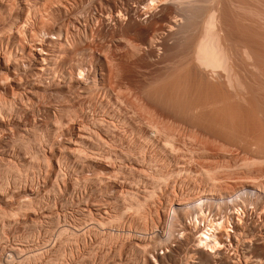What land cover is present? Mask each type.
<instances>
[{
    "label": "rangeland",
    "instance_id": "rangeland-1",
    "mask_svg": "<svg viewBox=\"0 0 264 264\" xmlns=\"http://www.w3.org/2000/svg\"><path fill=\"white\" fill-rule=\"evenodd\" d=\"M165 1L0 0V264L165 262V256H172L181 248L183 238L178 234L179 225L184 223L186 227L192 226V215L187 216L184 221L183 213L177 210L178 212H175L179 218L175 217L172 206L175 208L182 200L185 202L188 197L193 198L202 191L208 192L210 183L205 175L207 168L217 169L216 184L220 183L217 193L221 192L225 197L241 189L254 191L250 196H246L248 199L244 200L246 202L242 205V228L239 226L235 231L236 237H231L229 245L226 243L223 244L224 247L221 246V254L216 257L217 264H258L259 261V264L264 263V143L259 138L260 132L258 133V130L264 129L261 127H264L261 125L264 123V0H189V3L193 2L190 3L191 6L199 3L196 4L200 5L197 11L193 7L188 9V0H184L185 3L183 0ZM180 5H183L185 10ZM197 6L194 5L195 8ZM208 15L214 18H211L210 23L213 24H210V27L215 24V29L211 27L213 30L209 28V31L218 32L219 37L215 34L212 39L211 33L209 36L215 41L214 44L218 40L219 46L221 44V47H224L223 50L218 45L216 48L219 55H224H221V59L227 58L224 62V59H220L223 66L226 63L225 70L222 64L218 66L221 78L217 77L219 69L210 71L214 67L206 66L207 69H203L200 66L205 67L204 65L199 63V66L196 63L198 59L194 50L201 39L200 36L204 35L203 20L210 21ZM147 19H150V23ZM141 21L142 24L149 23L148 27L146 24L142 27ZM161 22L163 23L160 24ZM39 49L42 54H37ZM192 61L196 67L199 66L198 69ZM200 68L204 71H200ZM217 70L218 72H215ZM210 72L216 74L212 73L211 76ZM214 75H217V78ZM208 80L212 81V85ZM200 81H205V88H208L205 89ZM213 82L215 86H219L214 87ZM220 84L224 86L223 89ZM203 88L210 90L207 91L208 95L217 93L215 96L209 95L211 98L208 101V96L202 94ZM218 89L220 91H217ZM221 90L225 91L227 96L231 95L233 100H228L229 97H225V93L224 98ZM201 94L205 101H199ZM242 97L247 101L252 97L251 101L254 103L256 98V103L261 102L258 103L259 106L256 105L258 112L263 113L257 112L258 115H255L257 109H250V103L245 104L247 101L244 103ZM220 98L221 103L227 101L226 108L225 104L218 105ZM126 99L131 103L135 100L134 105ZM196 102L200 105L193 104ZM203 102L210 106L212 103L215 111L219 110L216 106H222L223 113L220 110L219 113L222 114L216 113L220 117L226 116L224 110L227 109L228 116L237 119L238 116L236 115V118L228 108L239 102L246 116L242 115L239 105L236 106L240 108H232L234 113L240 109L238 115L241 113V118L245 116L249 119L247 110L250 109L249 112L255 116L249 113V121L240 118L238 121L250 123L243 124L245 127H242L237 121V125L242 127L240 130L236 125L238 131L240 130L236 131L237 133L234 131L236 128H232L236 122L234 118V123L231 124L229 123L232 121H227L229 118L225 117L226 121L222 119L223 124L228 123H225L227 128H224L223 124L222 127L220 125L221 128L217 124L210 125L214 123L211 121L208 123L210 128L205 123L201 126L202 119H212L211 110H214L210 107V116L206 111V104V110L198 109ZM241 102L247 106H242ZM129 104L135 108L142 106L145 108L143 111H150L155 117L149 120L150 123L159 119L165 124L162 123V127L156 129L152 123L147 124L148 119V122L144 121V118L140 119L146 116V112L138 115L139 112H135L138 109L130 108ZM190 105L192 111L188 107ZM131 109L133 111H130ZM179 110L183 113L185 111V115ZM202 110L208 114L201 112ZM196 112L203 113L204 116L206 114L207 117L201 116L200 113L198 116ZM191 113H196V118H203L200 117L199 122ZM129 114L133 115L129 117ZM151 114L148 112L147 118H150ZM134 116L136 118H133ZM260 116H263V122L261 118L258 119ZM214 118L217 121L221 119L219 116ZM190 119L202 129L198 131L195 123L193 128L190 127L193 124ZM138 120L142 121L139 126L143 122L147 125L144 126L143 123L142 128H137ZM160 121L158 122L161 123ZM204 121L206 122V119ZM188 122H191L190 125ZM256 124L262 129L258 126L256 128ZM149 125L155 128V131L152 129L151 132ZM171 125L173 127H170ZM204 125L209 128L206 132L210 133V136H207ZM227 125H231L233 131ZM163 126L165 130H162ZM168 126L171 128V134H177H174V139L166 129ZM180 126L183 128H180L181 131ZM212 126L214 129L215 126L220 129H215V133H228L223 136L217 132V135H220L218 141L221 142L229 132L233 133L235 140L228 138L232 137L229 135L223 139V144H218L220 142L217 141V136L213 139L216 134L214 135V131L212 134L210 132ZM223 128L228 132H224ZM140 129L144 130L142 134ZM156 130L169 133L170 138L167 140L170 142L172 139L175 143L170 144H176L177 147H171L167 141L168 144L163 143L166 140L163 137L165 134L161 133V137L158 133L157 136ZM169 135L166 134L167 137ZM251 138L261 139V145L257 140L259 146H254L256 140ZM209 140H212V143L216 140L218 145L211 144ZM140 143L143 146L145 144V150L142 148L144 152L140 150L143 147ZM223 146L226 148H222ZM140 153L144 161L139 158ZM248 159L254 161L247 167L243 162ZM167 173L170 175L168 179ZM157 175L165 176V182L164 179L159 181L160 183L155 182L154 177ZM153 187L156 188L155 196L148 202V206L146 205V210L151 215L149 214L150 218L143 223L129 208L133 202L132 195L135 193L134 196L139 195L138 198H141L146 193L145 190ZM127 192L133 193L131 197V193ZM222 201V204L218 203L221 207L219 206L220 210L216 216L228 217L230 214V217H236L235 211L238 209L235 208V211L232 210L234 213L229 211L228 214L225 205L228 202ZM171 216L175 217L174 227L171 226ZM180 217L182 220L178 223ZM160 224H164L162 237L158 232ZM200 224L202 226L203 223ZM202 258L205 262L212 261L208 255H202ZM166 264H172V259L167 260Z\"/></svg>",
    "mask_w": 264,
    "mask_h": 264
},
{
    "label": "bare ground",
    "instance_id": "bare-ground-1",
    "mask_svg": "<svg viewBox=\"0 0 264 264\" xmlns=\"http://www.w3.org/2000/svg\"><path fill=\"white\" fill-rule=\"evenodd\" d=\"M151 1H152V0H151ZM166 1H167V0H166ZM166 1H165V2H166ZM181 1H182V0H180L179 2H181ZM185 1H186V0H185ZM194 1H195V0H194ZM203 1H204V0H203ZM227 1H228V0H227ZM167 2H168V1H167ZM182 2H184V0H183ZM187 2L189 3V0H188ZM201 2H202V1H201ZM218 2H219V1H218ZM259 2H261V1H259ZM184 3H185V2H184ZM190 3H193V2H190ZM190 3L188 4L189 6H187L188 9H189V7H193L196 11L200 9V8H198V6H200V5H198V6L196 5L198 2H197L196 4H194L195 6H197L196 8H198V9H196V8L194 7L193 4H192L193 6H191ZM194 3H195V2H194ZM203 3H204V2H203ZM222 3H223V2H222ZM236 3H237V2H236ZM246 3H248V2L246 1ZM250 3H251V2H250ZM181 4H183V3H181ZM198 4H199V3H198ZM204 4H205V3H204ZM206 4H207V3H206ZM252 4H253V3H252ZM256 4H257V2H256ZM147 5H148V4H147ZM173 5H174V3H173ZM183 5H184V4H183ZM183 5H180V6L182 7L183 10H185ZM186 5H187V3H186ZM235 5H236V4H235ZM167 6H168V5H167ZM180 6H179V7H180ZM228 6H229V5H228ZM238 6H239V5H238ZM247 6H248V5H247ZM164 7H166V6H164ZM209 7H211V5H210ZM215 7H216V6H215ZM218 7H219V6H218ZM248 7H249V6H248ZM149 8H150V7H149ZM167 8H168V7H167ZM185 8H186V7H185ZM203 8H204V7H203ZM239 8H240V7H239ZM261 8H262V7H261ZM168 9H169V8H168ZM186 9H187V8H186ZM190 9H191V8H190ZM204 9H205V8H204ZM209 9H210V8H209ZM249 9H250V8H249ZM164 10H165V9H164ZM261 10H262V9H261ZM166 11H168V10H166ZM188 11H189V10H188ZM191 11H192V9H191ZM201 11H202V9H201ZM28 12H29V10H28ZM163 12H164V11H163ZM184 12H187V11H184ZM209 12H210V10H209ZM245 12H246V11H245ZM263 12H264V10H263ZM201 13H203V12H201ZM205 13H206V12H205ZM242 13H243V11H242ZM194 14H195V13H194ZM196 14H197V13H196ZM196 14H195V15H196ZM26 15H27V14H26ZM26 15H25V17H26ZM158 15H159V14H158ZM161 15H162V14H161ZM191 15H192V14H191ZM201 15H202V14H201ZM206 15H207V14H206ZM209 15L213 16L212 14H209ZM209 15H208V16H209ZM239 15H240V14H239ZM247 15H248V14H247ZM27 16H28V15H27ZM29 16H30V15H29ZM159 16H160V15H159ZM196 16H198V15H196ZM208 16H207V17H208ZM211 16L208 17V18L210 19V21L207 20V21L205 22V20H203V22L205 23V24L203 23V24L205 25V26H204L205 31H204V33H203L204 35H202L203 37L200 36L201 39L199 40V42H198V44H197V48H196V50H194V52L196 51V52H195V57L198 59V60L196 59V60H197L196 63H198V64L201 63L202 65H204L205 67L200 66L201 64H199V66L202 67L203 69H204V68L207 69V67H214V69L212 68L210 71H213V70H215V69H219L220 67H218V66H220V65L222 64V67L224 68L223 70H225V65H226V63H224V66H223V63L221 62V60L224 59V60H223V62H224V61H226L225 59H227V58H224V57H223V59H221V55H222V54H221V55H219L220 53L218 54V49L216 50V48H218V46H219V42H218V40H216L217 38H215V40L218 42V44H216L217 42L214 44V43H213L214 40L212 41V39H214L215 34H217L218 32H217V33H216V32H215V33H211L212 30H213V28H214L213 26L215 25V24H214L213 26H211V27H213V28L210 27V24H211L210 22H212V21H211V18H212ZM148 17H149V16H148ZM151 17H152V16H151ZM165 17H166V16H165ZM184 17H185V16H184ZM244 17H245V16H244ZM257 17H258V15H257ZM26 18H27V17H26ZM146 18H147V17H146ZM160 18H161V17H160ZM186 18H187V17H186ZM196 18H197V17H196ZM204 18H206V17H204ZM223 18H224V16H223ZM248 18H249V17H248ZM250 18H251V17H250ZM152 19H153V18H152ZM193 19H194V18H193ZM193 19H192V20H193ZM206 19H207V18H206ZM212 19H214V18H212ZM241 19H242V18H241ZM243 19H244V18H243ZM262 19H264V18H262ZM147 20H148V19H147ZM153 20H154V19H153ZM166 20H167V18H166ZM169 20H170V18H169ZM186 20H187V19H186ZM245 20H246V19H245ZM248 20H249V19H248ZM255 20H256V19H255ZM144 21H145V20H144ZM148 21H149V23H150V19H149ZM161 21H162V20H161ZM173 21H174V20H173ZM177 21H178V20H177ZM193 21H194V20H193ZM23 22H24V21H23ZM145 22H146V21H145ZM145 22L142 24V21H141L142 27L146 24ZM152 22H153V21H152ZM155 22H156V20H155ZM155 22H153V23H155ZM174 22L176 23V21H174ZM188 22H189V21H188ZM194 22H195V21H194ZM194 22H193V23H194ZM243 22H245V21L243 20ZM249 22H250V21H249ZM254 22H255V21H254ZM149 23L146 24L147 27H148V24H149ZM156 23H157V22H156ZM162 23H163V22H161L160 24H162ZM168 23H169V21H168ZM170 23H171V22H170ZM191 23H192V22H191ZM235 23H236V22H235ZM247 23H248V22H247ZM255 23H256V22H255ZM141 24H140V25H141ZM157 24H158V23H157ZM157 24H155V25H157ZM186 24H187V23H186ZM212 24H213V23H212ZM212 24H211V25H212ZM233 24H234V23H233ZM253 24H254V23H253ZM20 25H21V24H20ZM146 25H145V26H146ZM155 25H153V26H155ZM187 25H188V24H187ZM191 25H192V24H191ZM193 25H194V24H193ZM231 25H232V24H231ZM236 25H237V24H236ZM238 25H239V24H238ZM243 25H245V24H243ZM247 25H248V24H247ZM21 26H22V25H21ZM136 26H137V25H136ZM149 26H150V25H149ZM151 26H152V24H151ZM159 26H160V25H159ZM167 26H168V25H167ZM173 26H174V25H173ZM173 26H172V28H173ZM181 26H182V25H181ZM250 26H251V25H249V27H250ZM157 27H158V26H157ZM170 27H171V26H170ZM263 27H264V26H263ZM137 28L140 29L141 26H140V28H139V27H137ZM137 28H136V29H137ZM145 28H146V27H145ZM150 28L153 30L152 27H150ZM204 28H203V30H204ZM209 28L212 29L211 32L209 31ZM232 28H233V27H232ZM260 28H261V27H260ZM146 29H147V28H146ZM151 29H150V30H151ZM158 29H159V28H158ZM214 29H215V28H214ZM237 29H238V28H237ZM247 29H248V28H247ZM128 30H129V29H128ZM134 30H135V29H134ZM148 30H149V29H148ZM148 30H147V31H148ZM152 30H151V31H152ZM154 30H155V29H154ZM240 30H241V29H240ZM244 30H245V33H246L247 30H246L245 28H244ZM256 30H257V29H256ZM151 31H150V33H151ZM249 31H250V30H249ZM261 31H262V30H261ZM155 32H157V31H155ZM155 32H154V34H156ZM227 32H228V31H227ZM243 32H244V31H243ZM253 32H254V31H253ZM134 33H135V32H134ZM144 33H146V32H144ZM150 33H149V34H150ZM209 33H211V37H213L212 39L210 38ZM224 33H225V32H224ZM236 33H237V32H236ZM240 33H241V32H240ZM256 33H257V32H256ZM256 33H255V34H256ZM260 33H261V32H260ZM263 33H264V32H263ZM246 34H248V33H246ZM250 34H251V33H250ZM145 35H146V34H145ZM147 35H148V33H147ZM147 35H146V36H147ZM157 35H158V34H157ZM157 35H156V36H157ZM225 35H226V34H225ZM1 36H2V35H1ZM237 36H238V35H237ZM242 36H243V35H242ZM139 37H140V36H139ZM154 37H155V36H154ZM191 37H192V36H191ZM216 37H219L218 34L216 35ZM246 37H247V35H246ZM255 37H256V36H255ZM131 38H132V37H131ZM193 38H194V37H193ZM223 38H224V37H223ZM194 39H195V38H194ZM218 39H219V38H218ZM243 39H244V38H243ZM245 39H246V38H245ZM248 39H250V38H248ZM251 39H252V38H251ZM253 39H254V38H253ZM143 40H144V39H143ZM219 40H220V39H219ZM222 40H223V39H222ZM227 40H228V39H227ZM255 40H256V39H255ZM126 41H127V40H126ZM189 41H190V40H189ZM261 41H262V40H261ZM144 42H145V41H144ZM152 42H153V41H152ZM214 42H215V41H214ZM223 42H224V41H223ZM252 42H253V41H252ZM255 42H256V41H255ZM145 43H146V42H145ZM236 43H237V41H236ZM249 43H250V42H249ZM151 44H152V43H151ZM222 44H223V43H222ZM224 44H225V43H224ZM262 44H263V43H262ZM182 45H183V44H182ZM217 45H218V46H217ZM233 45H234V44H233ZM247 45H248V43H247ZM250 45H251V44H250ZM252 45H253V44H252ZM136 46H137V45H136ZM158 46H159V45H158ZM216 46H217V47H216ZM221 46H222V45L220 44L219 48H220L221 50H223L224 47H221ZM133 47H134V45H133ZM225 47H226V46H225ZM250 47H251V46H250ZM257 47H258V46H257ZM131 48H132V47H131ZM220 49H219V50H220ZM229 49H230V48H229ZM240 49H241V48H240ZM249 49H252V48H249ZM249 49H247V50H249ZM34 50H35V49H34ZM40 50H41V49H39V51H38L37 54H40V53L42 54V52H41ZM256 50H257V49H256ZM191 51H192V50H191ZM191 51H190V52H191ZM242 51H243V50H242ZM253 51H254V49H253ZM253 51H252V52H253ZM259 51H260V50H259ZM192 52H193V51H192ZM194 52H193L192 55H194ZM225 52H226V51H224V54L227 56V54H226ZM182 53H183V52H182ZM221 53H222V51H221ZM233 53H234V52H233ZM236 53H237V52H236ZM257 53H258V52H257ZM35 54H36V53H35ZM254 54H255V53H254ZM165 55H166V54H165ZM255 55H256V54H255ZM190 56H191V54H190ZM222 56H224V55H222ZM226 56H225V57H226ZM183 57H184V56H183ZM195 57H193V60H194ZM257 57H258V56H257ZM261 57H262V56H261ZM263 57H264V56H263ZM189 58H190V57H189ZM232 58H233V57H232ZM220 59H221V60H220ZM247 59H248V57H247ZM247 59H246V60H247ZM167 60H168V59H167ZM256 60H257V59H256ZM177 61H178V60H177ZM198 61H199V62H198ZM171 62H172V61H171ZM185 62H186V60H185ZM192 62H193V61H192ZM193 63H194V62H193ZM255 63H256V61H255ZM258 63H259V62H258ZM227 64H228V63H227ZM252 64H253V63H252ZM231 65H232V63H231ZM253 65H254V64H253ZM176 66H177V65H176ZM194 66H195V63H194ZM199 66L197 65L198 68H199ZM206 66H207V67H206ZM177 67H178V66H177ZM191 67H192V66H191ZM195 67H196V66H195ZM197 67H196V68H197ZM216 67H217V68H216ZM247 67H248V66H247ZM251 67H252V66H251ZM173 68H174V67H173ZM186 68H187V67H186ZM198 68H197V69H198ZM226 68H228V67L226 66ZM254 68H255V67H254ZM174 69H175V68H174ZM184 69H185V68H184ZM188 69H189V67H188ZM190 69H191V68H190ZM192 69H193V68H192ZM197 69H195V71H196ZM203 69L200 68V71L203 70ZM209 69H210V68H208V70H209ZM208 70H206V72H208ZM203 71H204V70H203ZM178 72H179V71H178ZM180 72H181V71H180ZM184 72H185V71H184ZM186 72H187V71H186ZM198 72H199V71H198ZM215 72H218V70L215 71ZM215 72H212V73H215ZM220 72H221V70L219 69V73L217 74L218 76H217V75H214V76H215V77L217 76V77L219 78V77H220V76H219ZM246 72H247V71H246ZM182 73H183V72H182ZM190 73H191V72H190ZM196 73H197V72H196ZM208 73H209V72H208ZM210 73H211V72H210ZM212 73H211V76H212ZM224 73H226V71H224ZM227 73H229V72H227ZM233 73H236V72H233ZM251 73H252V72H251ZM187 74H188V72H187ZM205 74H206V73H205ZM215 74H216V73H215ZM258 74H259V73H258ZM180 75H182V74H180ZM193 75H194V74H193ZM206 75H207V74H206ZM168 76H169V75H168ZM182 76H183V75H182ZM221 76L224 77L223 74H222ZM109 77H110V76H109ZM170 77H171V76H170ZM186 77H187V76H186ZM204 77H205V76H204ZM208 77H209V75H208ZM215 77H214V78H215ZM217 77H216V78H217ZM229 77H230V76H229ZM187 78H188V77H187ZM197 78H198V77H197ZM197 78H196V79H197ZM220 78H221V77H220ZM234 78H235V77H234ZM6 79H7V78H6ZM167 79H168V78H167ZM177 79H178V78H177ZM196 79H195V81H196ZM202 79H204V78H202ZM202 79H201V80H202ZM222 79H223V78H222ZM229 79H230V78H229ZM188 80H189V79H188ZM188 80L186 79V81H188ZM198 80H199V79H198ZM211 80H212V79H211ZM211 80H210V81L208 80V82L212 85V83H211L212 81H211ZM233 80H234V79H233ZM179 81H180V80H179ZM183 81H185V80H183ZM218 81H219V80H218ZM218 81H217V84H218ZM220 81H221V79H220ZM222 81H223V80H222ZM114 82H115V81H114ZM200 82H201V81H200ZM204 82H205V81H203V83H202V82H201V83L204 84L203 86H204V88H205V83H204ZM208 82H207V83H208ZM214 82H215V84H216V81H215V80H214ZM214 82H213V85H214ZM223 82H224V81H223ZM225 82H226V81H225ZM228 82H229V81H228ZM237 82L240 83L239 81H237ZM242 82H243V81H242ZM207 83H206V84H207ZM209 83H208V84H209ZM219 83H220V82H219ZM221 83H222V82H221ZM229 83L231 84V82H229ZM111 84H112V83H111ZM114 84H115V83H114ZM190 84H191V82H190ZM199 84H200V83H199ZM174 85H175V84H174ZM223 85H224V83H223ZM225 85H226V84H225ZM236 85H237V84H236ZM241 85H242V83H241ZM256 85H257V84H256ZM259 85H260V84H259ZM261 85H262V84H261ZM160 86H161V85H160ZM178 86H179V85H178ZM185 86H186V85H185ZM203 86H202V87H203ZM206 86H207V85H206ZM208 86H209V85H208ZM216 86H219V85H216ZM216 86L214 85V87H216ZM242 86H243V85H242ZM167 87H168V86H167ZM197 87H199V85H197ZM197 87H196V89H197ZM200 87H201V85H200ZM220 87H222L221 84H220ZM225 87H226V86H225ZM204 88H203V90H204ZM207 88H208V87H207ZM207 88H205V89H207ZM217 88H218V87H217ZM223 88H224V86L222 87V89H223ZM226 88H227V87H226ZM231 88H232V87H231ZM239 88H240V87H239ZM136 89H137V88H136ZM152 89H153V88H152ZM176 89H178V88H176ZM210 89H211V86H210ZM229 89H230V87H229ZM117 90H118V89H117ZM173 90H174V89H173ZM203 90H202V94H203V96H206V95H207L208 98H209L208 101H210L211 96H209V95H212V94H209V95H208V92H209L210 90H209V91H208V90H204V91L206 92L205 94L203 93ZM224 90H225V89H224ZM230 90H231V89H230ZM254 90H255V89H254ZM132 91H133V90H132ZM188 91H189V90H188ZM191 91H192V90H191ZM198 91H201V90L198 89ZM207 91H208V92H207ZM212 91H213V89H212ZM212 91H211V92H212ZM217 91H220V90L218 89ZM221 91H223V90H221ZM228 91H229V90H228ZM232 91H233V90H232ZM235 91H236V89H235ZM124 92H125V91H124ZM146 92H147V91H146ZM166 92H167V91H166ZM166 92H165V93H166ZM172 92H173V91H172ZM174 92H175V91H174ZM195 92H196V91H195ZM125 93H126V92H125ZM133 93H134V92H133ZM182 93H183V92H182ZM215 93H217V92H214V93H213L214 95H212V96H215ZM218 93L220 94L221 92H218ZM224 93H225V91L222 92V96H223ZM230 93H231V92H230ZM234 93H235V92H234ZM250 93H252V92H250ZM256 93H257V92H256ZM116 94H117V93H116ZM136 94H137V93H136ZM146 94H147V93H146ZM159 94H160V93H159ZM196 94H198V93H196ZM199 94H200V93H199ZM202 94H201V97H199V98H200L199 101H201V99H202V97H203ZM225 94H226V93H225ZM260 94H261V93H260ZM126 95H127V94H126ZM129 95H131V94H129ZM150 95H151V94H150ZM190 95H191V94H190ZM228 95H229V94H228ZM234 95H235V94H234ZM238 95H239V94H238ZM144 96H145V95H144ZM193 96H194V95H193ZM196 96H197V95H196ZM198 96H199V95H198ZM207 96H206V97H207ZM216 96H217V95H216ZM218 96H219V95H218ZM218 96H217V97H218ZM222 96H220V97L222 98ZM224 96H225V97H229L228 100H229V99L233 100L231 95H230V96H227V94H226V95H224ZM224 96H223V97H224ZM245 96H246V95H245ZM247 96H248V98H249V93H248ZM250 96L254 97L253 95H250ZM256 96H257V95H256ZM261 96H262V95H261ZM261 96H260V97H261ZM181 97H182V96H181ZM190 97H191V96H190ZM225 97H224V98H225ZM233 97H234V96H233ZM236 97H237V95H236ZM238 97H239V96H238ZM252 97H251V99H252ZM263 97H264V96H263ZM263 97H261V98H263ZM116 98H117V97H116ZM122 98H123V97H122ZM193 98H194V97H192V99H193ZM208 98H207V99H208ZM221 98L219 99V101H218V99L213 100L214 97H213V99H211V100L216 101V102L218 101V102H219L218 105H220V104H225V107H224V108H226V103H227V101H226V102L223 101L224 103H221V102H220V101H222ZM224 98H223V99H224ZM242 98H243V97H242ZM244 98H245V97H244ZM244 98H243V100H244V103H245L247 100H246V98H245V99H244ZM133 99H134V98H133ZM175 99H176V98H175ZM235 99H237V98H235ZM235 99H234V100H235ZM240 99H241V98H240ZM251 99H250L249 101H247V103H245V104L250 103L249 106H248V107H250V109H252L251 107H254L255 110L257 109V111H256V113H255V115H256L257 112H258V108H257L256 105L259 106V104H260L261 102L258 101L259 104L256 103V98H255V103H256V104H255L254 102H252L253 100L251 101ZM257 99H258V98H257ZM126 100H127V99H126ZM148 100H149V99H148ZM202 100L205 101L204 99H202ZM224 100H225V99H224ZM226 100H227V98H226ZM231 100H230V101H231ZM243 100H242V101H243ZM259 100H260V99H259ZM261 100H263V99H261ZM127 101H128L129 103H131L129 100H127ZM134 101H135V100H134ZM134 101H133V102H134ZM164 101H165V100H164ZM193 101H195V99H193ZM250 101H251L252 103H251ZM116 102H117V101H116ZM120 102H121V101H120ZM133 102H132L131 104H133ZM216 102H215V103H216ZM233 102H234V101H233ZM235 102H236V101H235ZM237 102H238V101H237ZM188 103H189V102H188ZM190 103H191V102H190ZM190 103H189V104H190ZM197 103L199 104V102H196V103H193V104L196 105ZM200 103H202V102H200ZM208 103H209V102H208ZM5 104H6V103H5ZM198 104H197V105H198ZM204 104L207 105V102H206V103L203 102V104H201V105L204 107V106H205ZM228 104H229V102H228ZM241 104H242V106H244V107L247 106V105L243 104L242 102H241ZM252 104H255V105H252ZM133 105H134V104H133ZM133 105H130V104H129V107H130V108H131V107L133 108V107H134ZM136 105H138V104H136ZM139 105H140V103H139ZM144 105H145V104H144ZM185 105H186V104H185ZM199 105H200V104H199ZM213 105H214V103H213ZM236 105H237V106L239 105V106L241 107L240 102H239V104H234V106L231 105V108H228V109H229L230 111L232 110V114H233L236 118H237V116H238L237 119H235L234 117H232V119H231V118L228 116V112H227L228 110H227V109L224 110V111L226 112V114H224V115H226V116H225L226 118H229V119H231V120H229V119H228V120L225 119V117L222 116V115H221L222 117H220V115H217L216 113H218V114H222V113H223V112H222V111H223L222 106H216V107L219 108V110L222 112V113H221V112L219 113V110H218V109H217V111H215L216 108H214V107L212 108V103H211V106H210V105H207L208 108H206L207 106H205L204 108H203L202 106L198 108V109H200V110L206 108V109L209 110V111H208V110L205 109L208 113L210 112V109H211V108L214 109V110H211V111L213 112V115H214V116L212 115V112H211V114L209 113L210 116L212 115V119H211V118H205V119H206V122L204 121L205 119H202V121L199 120L200 117H201L202 115H203V117H205V116L207 117L206 114H208V113H207L206 111H204V110H202L201 112H206L205 116H204L203 113H200V112H196L198 116H199V113H200L201 116H200L199 118H196V115H195L196 113H195V114H192V113H191V115H195V116L193 117V118H195V120L198 119L199 122L201 121V124L198 123V124H200L201 126H202L203 123H205V125H206V124L208 125L209 121H211V122H214V123H211V122H210V123H211L210 125L217 124V126L219 125V126H218L219 128H221V127L224 125L223 127H224V128H227L225 125L228 124V123L225 122V121L227 120V121L230 122V121H232V120L234 121V119H235V120H236V122H235L236 124H235L233 121L229 123V124L234 123V127H232L233 129L236 128V125H237L238 122H239V124H240L242 127H245L243 124H246V123L249 124L250 122H246V123H245L244 121H241L243 118H244V119L246 118V117H245L246 114H244L243 107H241V111H242L241 113H243L242 115H245V116H243V117L241 118V116H242L241 113L238 115L240 109L237 110V111H238L237 113H236V112L234 113V110H235L234 107H235ZM1 106H2V105H1ZM4 106H5V105H4ZM117 106H118V105H117ZM228 106H229V105H228ZM232 106H233V107H232ZM237 106H236V108H240V107H237ZM255 106H256V107H255ZM129 107H128V108H129ZM136 107H137V106H136ZM186 107H187V106H186ZM188 107H190V110L192 111V107H191V105L188 106ZM188 107H187L186 110L189 109ZM197 107H198V106H197ZM197 107H195V108L197 109ZM210 107H211V108H210ZM220 107H221L222 110L220 109ZM248 107L246 108V110L248 109ZM140 108H141V109H140ZM174 108H176V107H174ZM193 108H194V107H193ZM232 108H233L234 110H233ZM121 109H122V108H121ZM136 109H138V110H136ZM144 109H145V108H144ZM144 109H143L142 106H138L137 108L134 107V110H136L135 112H136L137 114H138V112H139L138 115H140L141 112H146V116H145V117L142 116V118L139 117L140 119H143V118H144V119H146V120H144V119H143V120L146 121V122H148V121H149L150 119H152V118L155 119L154 115L151 114L150 111H147V109H146L145 111H143ZM148 109H149V108H148ZM177 109H178V108H177ZM250 109L247 110V111H248V114L250 113V112H249ZM127 110H128V109H127ZM140 110H141V111H140ZM174 110H175V109H174ZM190 110H189V111H190ZM200 110H199V111H200ZM255 110H254V111H255ZM130 111H133V109H131ZM137 111H138V112H137ZM179 111H180V110H179ZM191 111H190V112H191ZM193 111H194V110H193ZM195 111H196V110H195ZM214 111H215V114H216V115L214 114ZM261 111H262V110H261ZM73 112H74V111H73ZM76 112H77V111H76ZM76 112H75V113H76ZM135 112H133L134 115H137V114H135ZM148 112H149V115L151 114V116H152V115H153V116H152V117L150 116V118H147V117H149ZM175 112L177 113V111H175ZM190 112H189V113H190ZM225 112H224V113H225ZM252 112H253V110H252ZM128 113H129V111H128ZM180 113H183V112L180 111ZM184 113H185V111H184ZM184 113H183V114H184ZM258 113H261V112H258ZM262 113H263V112H262ZM262 113H261V114H262ZM115 114H116V113H115ZM159 114H160V113H159ZM178 114H179V113H178ZM229 114H230V113H229ZM248 114H247V117H249V119L246 118L245 120H248V121H249V120H250V116H249ZM250 114L253 115L254 113H253V114L250 113ZM132 115H133V114H132ZM132 115H131V116H132ZM138 115H137V116H138ZM142 115H145V113H144V114L142 113ZM147 115H148V116H147ZM184 115H185V114H184ZM191 115H190V116H191ZM236 115H237V116H236ZM255 115H253V116H255ZM257 115H258V114H257ZM262 115H264V113H263ZM131 116H130V114H129V117H131ZM162 116H163V115H162ZM210 116H208V117H210ZM218 116H219V118H221V119L217 121L216 118H214V117H218ZM181 117H183V116L181 115ZM184 117H185V116H184ZM186 117H187V116H186ZM203 117H201V118H203ZM223 117H224V118H223ZM261 117H263V116L258 117V119H260ZM70 118H72V117H70ZM133 118H136V116H134ZM137 118H138V117H137ZM139 118H138V119H139ZM174 118H175V117H174ZM188 118H189V117H188ZM191 118H192V117H191ZM213 118L215 119V121L213 120ZM233 118H234V119H233ZM240 118H241V120L238 121ZM129 119H130V118H129ZM147 119H148V121H147ZM153 119H152V120H153ZM178 119L180 120V118H178ZM208 119H209V120H208ZM217 119H218V118H217ZM222 119H225L224 122H225L226 124H225V123L223 124ZM244 119H243V120H244ZM115 120H116V119H115ZM152 120H151V121H152ZM163 120H164V119H163ZM263 120H264V119H263ZM132 121H133V120H132ZM138 121H139V122H138ZM138 121H137V122H138V124H137L138 127L136 126L137 128L141 127V126L144 125V124H145L144 126H146L147 124H151V123H152L153 125H152V124H151V125L154 126V127L156 126L155 128L158 129V127H160L162 123L165 124L164 122H162V121H160V120L158 119V121H160L161 123H159L158 121H155V120H154V123H155V124H154L153 122L150 123V121H149L147 124H146L145 122H143L144 124L142 123L141 126H139V125H140L139 123H141L142 121H141V122H140V120H138ZM181 121L183 122V119H181ZM187 121H188V120H187ZM190 121H191V119H190ZM203 121H204V122H203ZM207 121H208V122H207ZM216 121L219 122L220 124L217 123ZM237 121H238V122H237ZM118 122H119V121H118ZM177 122H178V120H177ZM191 122H192V121H191ZM191 122H188V124L190 125ZM215 122H216V123H215ZM251 122H252V118H251ZM261 122H263V121H262V118H261ZM261 122H260V121H259V122L257 121V123H261ZM135 123H136V122H135ZM135 123H134V124H135ZM156 123H158V124H160V125L157 126ZM179 123H180V122H179ZM186 123H187V122H186ZM192 123H193V122H192ZM194 123H195V121H194ZM194 123H193L192 126H190V127L193 128ZM241 123H242V124H241ZM60 124H61V123H60ZM163 124H162V125H163ZM181 124H182V123H181ZM181 124H180V125H181ZM183 124H184V123H183ZM221 124H223V125H221ZM239 124H238V125H239ZM248 124H246V125H248ZM151 125H149V127H150ZM195 125L197 126L196 123H195ZM205 125H204L203 127H205ZM210 125H208V127H209ZM220 125H221V127H220ZM238 125H237V127H238L240 130H242V127L240 126V127H241V128H240ZM258 125H259V124H256V128H257ZM261 125H264V123H263V124L261 123ZM58 126H59V125H58ZM152 126H151V127H152ZM181 126H182V125H181ZM181 126L179 127V130H180ZM196 126H195V127H196ZM227 126H228V125H227ZM232 126H233V124H232ZM249 126H250V125H249ZM149 127H148V128H149ZM151 127L149 128L150 131H151L152 129H154L153 131H155V128H151ZM161 127H162V126H161ZM161 127H160V128H161ZM170 127H173V125H171ZM183 127H185V126H183ZM195 127H194V129H195ZM210 127H211V126H210ZM210 127H209V128H210ZM230 127H231V125H229L228 128L231 129V131H233L232 128H230ZM259 127H260V126H258V128H259ZM261 127L264 128L263 126H261ZM261 127H260L259 129H262ZM137 128H136V129H137ZM141 128H142V127H141ZM160 128H159V130H161ZM164 128H165V126H163L162 130H165ZM168 128H169V126L166 127L167 131L170 133V135H173V136H174L175 133H172V134H171V132H170V131H171V130H170L171 128H169V130H168ZM196 128H199L198 131H200V130L202 129V128L200 129L199 126H197ZM205 128H206V129H205ZM205 128H204V129H205V132H206V130L209 131V130H208L209 128L207 129V126H206ZM219 128H216V126H215V129L218 130ZM224 128H223V130H224ZM238 128H236L237 130L234 129V131H235V132L238 131ZM256 128H254V129H255V130H258V129H256ZM175 129L178 130L177 128H175ZM181 129H183V128H181ZM204 129H203V131H204ZM215 129H214V127L212 126V130H210L211 134H212V131H214ZM137 130H138V129H137ZM140 130H142V131H140L141 134H142V132H143L144 130H143V129H140ZM146 130H147V129H146ZM162 130H161V131H162ZM173 130H174V129H172V131H173ZM185 130H186V129H185ZM217 130H216V131H217ZM219 130H220V129H219ZM223 130H222V132H223ZM225 130L228 132L227 129H225ZM225 130H224V132H225ZM240 130H239V131H240ZM247 130H248V129H247ZM252 130H253V129H252ZM263 130H264V129H263ZM263 130H262V131H261V130H258V133L260 132V133H259V134H260V137H259V138H261V139H262L261 142L264 143V137H263L264 135L262 136V133H261V132H263ZM86 131H87V130H86ZM116 131H117V130H116ZM153 131H151V132H153ZM156 131H157V130H156ZM167 131H165V132H167ZM180 131H181V130H180ZM180 131H179V132H180ZM190 131H191V130H190ZM239 131H238V132H239ZM95 132H96V131H95ZM112 132H113V131H112ZM175 132H176V131H175ZM201 132H202V131H201ZM217 132H218V131H217ZM217 132H216V133H215V131L213 132L214 135L216 134L215 136H213V137H214L213 139H215V137L217 136V138H218L217 141L219 140V138H220L219 136H220V135L223 134V136H224V134H228V133H226V132L220 134V131H219L218 133H219L220 135H219V134L217 135ZM253 132L257 133V132L254 131V130H253ZM158 133H159V134H158ZM161 133H162V132H161ZM161 133H160L159 131H157L155 135L158 134L159 136H161V135H160ZM163 133H164V132H163ZM163 133H162V135H163ZM169 133H166V134L169 135ZM192 133H193V132H192ZM203 133H204V132H203ZM203 133H202V134H203ZM206 133H207V136H210V135H208V134H210V133H208V132H206ZM206 133H205V134H206ZM236 133H237V132H236ZM249 133L251 134L252 132H249ZM249 133H248V134H249ZM263 133H264V132H263ZM144 134H145V133H144ZM164 134H165V133H164ZM166 134H165V136H166ZM196 134H198V133L196 132ZM205 134H204V135H205ZM232 134H233V133H232ZM232 134H230V132H229V135H232ZM253 134H254V133H253ZM259 134H258V135H259ZM112 135H113V134H112ZM158 135H157V136H158ZM170 135H169L168 137L166 136V138H165V136L163 135L164 140L166 139L163 143H165V144H168V143H169V144H170V143H175V142H172V139H170V142H169V140H167V139L170 138ZM176 135H177V134H175V136H176ZM191 135H193V134H191ZM191 135H190V136H191ZM194 135H195V134H194ZM229 135H228V136H229ZM80 136H82V135H80ZM139 136H140V135H139ZM145 136H146V135H145ZM145 136H144V137H145ZM148 136H150V135H148ZM173 136H172V137H173ZM175 136L173 137V139L175 138ZM199 136H200V135H199ZM202 136H203V135H202ZM228 136L225 135V138H223V137L221 136V139H222V138H223V139H226V137H228ZM237 136H238V135H237ZM246 136H247V135H246ZM246 136H245V137H246ZM248 136H249V135H248ZM252 136H254V135H252ZM261 136H262L263 138H262ZM161 137H162V136H161ZM161 137H160V138H161ZM191 137H192V136H191ZM194 137H195V136H194ZM203 137H205V136H203ZM203 137H202V139H203ZM249 137H250V136H249ZM149 138H150V137H149ZM152 138H153V137H152ZM206 138H207V137H206ZM228 138H230V139L233 140V135H232V137L229 136ZM228 138H227V140H228ZM234 138H236V134H234ZM96 139H97V138H96ZM147 139H148V138H147ZM150 139H151V138H150ZM153 139H154V138H153ZM208 139H209V138H208ZM208 139H206V140H208ZM211 139H212V136H211ZM223 139L221 140V142L223 141ZM246 139H247V138H246ZM249 139H250V138H249ZM251 139H254V138H251ZM261 139H254V140H256V141H255L256 143H257V140H258V142H259V144H260V143H261V142H260ZM113 140H114V139H113ZM138 140H139V139H138ZM142 140H143V139H142ZM156 140H157V139H156ZM156 140H155V141H156ZM232 140H231V141H232ZM234 140H235V139H234ZM234 140H233V141H234ZM247 140H248V139H247ZM247 140H246V142H247ZM148 141H152V140H149V139H148ZM166 141H167L168 143H166ZM175 141H176V140H175ZM210 141H212V140H209V142H210ZM213 141H214L213 143H212V142H210V143H211V144H215V143L217 144V142H215L216 140H213ZM229 141H230V140H229ZM144 142H145V141H144ZM153 142H154V141H153ZM218 142H220V141H218ZM221 142L218 143V144H223V142H222V143H221ZM244 142H245V139H244L243 143H244ZM250 142H252V141H250ZM107 143H108V142H107ZM142 143H143V142H142ZM151 143H152V142H151ZM204 143H205V142H204ZM226 143H227V142H226ZM228 143H229V142H228ZM247 143H249V142H247ZM252 143H254V142H252ZM256 143H254V144H255L254 146L257 147L258 143H257V144H256ZM145 144H147V142H145ZM145 144H144V146H145ZM155 144H156V143H155ZM165 144H164V146H165ZM218 144H217V145H218ZM249 144H250V143H249ZM137 145H138V144H137ZM140 145L143 146V144H141V143H140ZM148 145H149V142H148ZM148 145H146V146H148ZM150 145H152V144H150ZM162 145H163V144H162ZM170 145H171V147H172V146L177 147L176 144H175V145L170 144ZM229 145H230V144H229ZM252 145H253V144H252ZM260 145H261V144H260ZM263 145H264V144H263ZM263 145H262V146H263ZM144 146H143V147L140 146V147H141L140 150H142V148H144V150H145V147H144ZM166 146H167V148L170 147L169 145H166ZM250 146H251V144H250ZM258 146H259V145H258ZM138 147H139V145H138ZM171 147H170V148H171ZM178 147H179V146H178ZM244 147H246V146L244 145ZM263 147H264V146H263ZM263 147H262V148H263ZM102 148H103V147H102ZM222 148H226V147L223 146ZM248 148H249V147H248ZM171 149H172V148H171ZM250 149H251V148H250ZM144 150H142V151L144 152ZM178 150H179V149H178ZM254 150H255V149H254ZM254 150H252V151H254ZM101 151H102V150H101ZM138 151H139V150H138ZM142 151H140V152L142 153ZM256 151H258V149H257ZM256 151H255V152H256ZM114 152H115V151H114ZM141 153H140V157L138 156L139 158H141ZM257 153H258V152H257ZM261 154H262V153H261ZM262 157H263V156H262ZM262 157H260V158L262 159ZM127 158H128V157H127ZM135 158H137V156H136ZM263 158H264V157H263ZM100 159H101V158H100ZM109 159H110V158H109ZM141 159H143V157H142ZM137 160H139V159H137ZM149 160H150V159H149ZM165 160H166V159H165ZM249 160H250V159L245 160V161L243 162V165H244V163H245L246 166L248 167V166L251 164V161H254V160H251V161H249ZM262 160H263V159H262ZM139 161H140V160H139ZM143 161H144V159H143ZM263 161H264V160H263ZM121 162H122V161H121ZM149 162H150V161H149ZM155 162H156V161H155ZM126 164H127V163H126ZM138 164H139V163H138ZM158 164H159V163H158ZM247 164H248V165H247ZM251 165H252V164H251ZM161 166H162V165H161ZM215 168H216V167H215ZM219 168H220V167H219ZM208 169H209V168L206 169V171H205L206 174H205V175L207 176L206 179L208 180V183H210V186L208 185V186L210 187V189H209V188H208V189L211 191V193H210L209 190H208L209 193H208V192H206V193H202L203 191H202V192L199 191V192H200L199 195H197V196H195V197H193V198L188 197V199H189V198H190V199H189V200L186 199V201L184 200L185 202H183V200H182V203H178V202H179V201H178V202H177L178 204L176 205L177 207L173 208V206H172V213H174V212L177 211V210H179V212H180V210H181V213H183V214H182V219H184V221H185L186 217L189 216V215L191 214V215H192V218H191V220H190V223L192 224V226H190V227L200 226V225H201L200 223H203L202 226H205V232L202 233V235H200V237H198L199 254H206V253H207V250L210 249L212 252L215 253V255H217V254L219 255V254H221L220 249H221L222 247H224V246H223V244H222V243H221V242H220V241L214 236V235H215V230H216V215H217L216 213L220 210V209H219L220 204H218V203H221V204H222V203H223L222 200L227 201L228 203H225V205H227V206H226L227 208H226V207H224V208H226V210H228V214H229V211L232 212V210L235 211L236 209H238L237 211H235V212H236V215H235V216H238L239 214H241L242 217H244V216H243L244 211L242 210V205H243L244 202H246V201H244V200L248 199L247 197L251 195L250 193L253 194L254 191L251 190V189H241V190L235 192L233 195L231 194V195L225 197V196H223V194H220L221 192H220V193H217V192H219L218 189H217V186L220 184V183H219L218 185L216 184V183H218V181H217L218 178H215V177H217V172H218L217 169H215L217 172L214 170V168H211V169H213V170H208ZM214 171H215V172H214ZM115 172H116V171H115ZM174 172H175V171H174ZM116 174H117V173H116ZM159 174H160V173H159ZM167 174H168V173H167ZM167 174H165V175H167ZM215 174H216V176H212V175H215ZM205 175H204V176H205ZM168 176H170V175H169V174L167 175V177H166L167 179H168ZM164 177H165V176H162V175L158 176V175H157V177H154V178H155L154 180H155V182L160 183L159 181L162 182L163 179H164V182H165V179H166V178H164ZM230 177H231V176H230ZM152 179H153V178H152ZM253 179H255V178H253ZM216 181H217V182H216ZM256 182H257V181H256ZM157 183H155V184L157 185ZM155 184H154V185H155ZM154 185H153V186H154ZM222 185H223V184H222ZM158 186H159V185H158ZM248 186H250V185H248ZM155 187H156V186H155ZM155 187H153V188L150 189V190L147 189L148 191L145 190L146 193L144 194L143 197L140 196L141 198H138L139 195H138L137 193H136V194H137L138 196H137V197L134 196L135 193H134V191H133L132 189H131V190H132V192H133L134 194H133L132 192H129V193L127 192L128 194L131 193V194H130V197H131V195L133 194V195H132V201H133V202H131L132 204L129 203V204H130V207H129L130 210L132 209V210L134 211L135 215L137 216L138 220H140V221L143 222V223L146 222V220H147V218H148V216H149V214H150V212H149V214H148V212H147L148 210H146V208H147L146 205L148 206V202H149V201L155 196V193H156V188H155ZM173 187H174V186H173ZM157 188H158V187H157ZM187 188H188V187H187ZM218 188H219V186H218ZM244 188H245V187H244ZM253 188H254V187H253ZM257 189H258V188H257ZM192 190H193V189H192ZM259 190H260V189H258V191H259ZM128 191H130V190H128ZM258 191H257V192H258ZM136 192H137V191H136ZM199 192H198V193H199ZM262 192H264V191L262 190ZM174 193H175V192H174ZM201 193H202V194H201ZM161 194H162V192H161ZM172 194H173V193H172ZM255 194H256V193H255ZM156 195H157V194H156ZM240 195H241V196H244V195H245V197L242 198ZM246 196H247V197H246ZM128 197H129V196H128ZM260 198H261V197H260ZM187 200H188V201H187ZM253 200H254V198H253ZM259 200H260V199H259ZM130 201H131V200H130ZM220 201H221V202H220ZM251 201H252V199H251ZM180 202H181V201H180ZM249 202H250V200H249ZM165 203H166V202H165ZM168 204H169V203H168ZM244 204H245V203H244ZM166 205H167V203H166ZM225 205H223V206H225ZM250 205H252V203H251ZM250 205H249V206H250ZM220 207H221V206H220ZM237 207H238V208H237ZM154 208H155V207H154ZM235 208H236V209H235ZM251 208H252V207H251ZM28 209H29V208H28ZM169 209H170V208H169ZM221 209H222V208H221ZM243 209H244V207H243ZM245 209H246V208H245ZM166 211H167V210H166ZM182 211H183V212H182ZM242 211H243V213H242ZM154 212H155V211H154ZM177 212H178V211H177ZM177 212H175V213H176L175 217H176L177 214H178ZM2 213H3V212H2ZM14 213H15V212H14ZM167 213H168V212H167ZM232 213H234V212H232ZM18 214H19V213H18ZM153 214H154V213H153ZM179 214H180V213H179ZM1 215H2V214H1ZM150 215H151V214H150ZM180 215H181V214H180ZM231 215H232V214H231ZM233 215H234V214H233ZM241 215H240V217L238 218V220H240V224L243 222ZM173 216H174V215H173ZM173 216H171V220H172V221L175 220V217H173ZM119 217H120V216H119ZM177 217H178V216H177ZM223 217H226V216L223 215ZM228 217H230V214L228 215ZM149 218H150V217H149ZM149 218H148V219H149ZM173 218H174V219H173ZM178 218H179V217H178ZM182 219H181V217H180L179 222H178V219H177V222L180 223ZM114 220H115V219H114ZM172 221H171V222H172ZM174 222H175V221H173V223H172L173 225L171 224L172 227H174V226H175L174 224H176V223H174ZM244 224H245V222H244ZM169 225H170V224H169ZM177 225H179V224H177ZM241 225H242V224H241ZM241 225H240V227L242 228ZM248 225H249V223H248ZM244 226H245V225H244ZM245 227L248 228V226H245ZM245 227H244V228H245ZM183 228H189V227H186V225L183 223L182 225H179V228H178V229H179V230H183ZM244 228H243V229H244ZM243 229H242V230H243ZM245 231H246V230H245ZM245 231H243V232H245ZM238 232H239V231H238ZM251 232H252V231H251ZM178 234L180 235L181 238H184V231H179ZM235 235H236V234H235ZM235 235H234V236H235ZM240 235H241V233H240ZM235 237H236V236H235ZM237 237H238V236H237ZM233 238H234V237H233ZM235 240H236V239H235ZM249 240H250V239H249ZM254 240H255V239H254ZM246 241H247V240H246ZM255 241H256V240H255ZM257 241H259V240H257ZM257 241H256V242H257ZM259 242H260V241H259ZM250 243H251V242H250ZM262 243H263V242H262ZM224 245H226V243H225ZM227 245H229V244L227 243ZM255 245H257V243H256ZM258 245H259V243H258ZM260 245H261V244H260ZM221 246H222V247H221ZM251 246H252V245H251ZM249 247H250V246H249ZM249 247H248V248H249ZM260 247H261V246H260ZM254 248H255V246H254ZM259 249H260V248H259ZM262 249H263V247H262ZM221 250H222V249H221ZM260 250H261V249H260ZM260 250H259V251H260ZM218 255H217V257H218ZM262 255H263V254H262ZM260 256H261V255H260ZM243 258H244V256H243ZM261 258L263 259L262 256H261ZM27 259H28V257H27ZM29 259H30V258H29ZM262 259H261V260H262ZM243 260H244V259H243ZM257 260H258V259H257ZM257 260H256V261H257ZM259 260H260V259H259ZM259 260H258V261H259ZM263 261H264V260H263ZM239 262H241V261H239ZM245 262H246V261H245ZM261 262H262V261H261ZM256 263H257V262H256ZM259 263H260V261H259ZM259 263H258V264H259ZM262 264H264V263H262Z\"/></svg>",
    "mask_w": 264,
    "mask_h": 264
},
{
    "label": "built area",
    "instance_id": "built-area-1",
    "mask_svg": "<svg viewBox=\"0 0 264 264\" xmlns=\"http://www.w3.org/2000/svg\"><path fill=\"white\" fill-rule=\"evenodd\" d=\"M239 217L240 214L236 217L216 216V230L214 236L222 244H230L231 237H234L235 231L240 226ZM178 231H184V238L181 239V248L175 251L172 256H165V262H160V264H166L167 260L170 259H172V264H217V255L210 249L207 250L206 254H199L198 237L205 232V226L183 228V230ZM158 232L160 234L159 236L162 237L164 234V224H160ZM202 255H208L211 257L212 261L210 263L205 262Z\"/></svg>",
    "mask_w": 264,
    "mask_h": 264
}]
</instances>
